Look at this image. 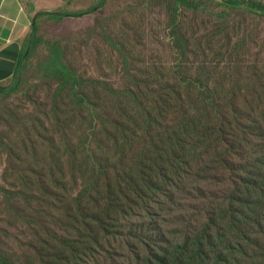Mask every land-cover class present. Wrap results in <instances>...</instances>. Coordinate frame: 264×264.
I'll return each instance as SVG.
<instances>
[{"label":"trees","instance_id":"1","mask_svg":"<svg viewBox=\"0 0 264 264\" xmlns=\"http://www.w3.org/2000/svg\"><path fill=\"white\" fill-rule=\"evenodd\" d=\"M207 2L213 0H172L166 57L148 59L146 48L135 53L110 38L121 58L117 84L82 77L65 62V40L38 36L40 18L60 22L66 14L32 18L5 93L20 89L43 44L56 104L50 115L40 109L25 114L24 124L11 109L16 132L9 133L20 136L22 153L45 134L43 145L57 151L42 159L48 172L17 174L9 188L27 198L31 193L36 216L66 201L70 210L58 213L64 236L32 235L26 244L35 262L21 264H264V28L245 27L220 12L211 32L190 38L182 31V12L202 11ZM214 4L226 14L264 19L262 1ZM29 8L35 12L33 3ZM81 133L103 140L67 178L62 161L78 163ZM37 185L64 187L69 195L39 197ZM8 191L0 188L12 208Z\"/></svg>","mask_w":264,"mask_h":264},{"label":"rangeland","instance_id":"2","mask_svg":"<svg viewBox=\"0 0 264 264\" xmlns=\"http://www.w3.org/2000/svg\"><path fill=\"white\" fill-rule=\"evenodd\" d=\"M31 2L35 5V12L31 14L34 18L42 13L66 14L64 20L60 22L46 17L40 18L38 36L45 41L65 40V45L68 46L65 62L72 64L84 78L111 79L117 84L121 75L118 63L121 58L117 49L111 48L110 38L120 41L122 45L130 44V47H135V53L137 48H146L143 54L148 59L166 57L167 52L164 50L168 45L166 24L167 18L171 15L169 9L172 0H105L103 4V0H31ZM220 2L221 0L207 2L205 6L199 7L202 11L195 13L183 11L182 31L188 32L190 38L193 34L202 37L212 31L216 23V14L220 12L226 15L227 20L241 21L245 27H254L257 30L264 28V19L236 12L226 14L225 8L214 4ZM92 8L94 10H90ZM73 12L83 13L80 16L68 15ZM29 22L31 35V17ZM47 56L48 50L41 44L34 51L23 73V80L19 83L20 89L13 91L9 98L5 92H8L13 82L0 85L6 88L4 91L0 90V188L10 189L8 191L10 195L6 197L14 206L11 208L5 201L4 194L0 192V257H2L0 264L35 262L26 241H30L32 235L36 233L43 237L49 236V232L50 235L64 236L58 227L62 226L58 213L67 214V210H70L69 201H66L63 204L50 205L52 211L45 210L43 214L39 213L36 216L37 202L31 193L30 198H27L23 194L17 195V191L9 188L10 184L16 185L14 181L18 178L17 174L25 176L33 172L35 174L39 170L48 172L50 164L42 163V159L52 156L57 151L43 145V141L49 139L45 134L39 141H35L31 152L28 149V152L22 153L18 150L21 144L20 136L9 133V130L16 127L11 119V109L23 115L18 117L17 121L24 124L26 122L24 115L33 112L34 109L49 112L50 115L55 107L54 88L57 84L43 70V62ZM222 66L221 62L220 67ZM66 103L69 104L68 101ZM82 133L79 135L82 146L78 163L69 165L62 161L61 171H64L67 178L71 172L79 170L84 164L86 157L83 156L90 146H96L103 140L102 136L95 140L87 138L85 140ZM33 178L34 175L31 176V179ZM67 188L71 189V186ZM39 190L40 187L37 185L33 192ZM65 191L64 187L47 186L39 191L38 196L56 198V194H59L67 198L69 194ZM22 198H27L28 201L21 204ZM40 224L44 229H40Z\"/></svg>","mask_w":264,"mask_h":264},{"label":"crops","instance_id":"3","mask_svg":"<svg viewBox=\"0 0 264 264\" xmlns=\"http://www.w3.org/2000/svg\"><path fill=\"white\" fill-rule=\"evenodd\" d=\"M31 0H0V85L16 76L30 35Z\"/></svg>","mask_w":264,"mask_h":264},{"label":"water","instance_id":"4","mask_svg":"<svg viewBox=\"0 0 264 264\" xmlns=\"http://www.w3.org/2000/svg\"><path fill=\"white\" fill-rule=\"evenodd\" d=\"M33 25H35V23H33Z\"/></svg>","mask_w":264,"mask_h":264}]
</instances>
